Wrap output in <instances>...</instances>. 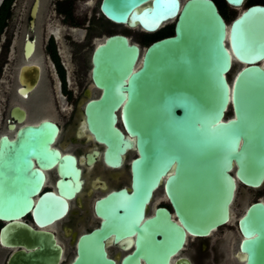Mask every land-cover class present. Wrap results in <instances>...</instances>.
<instances>
[{"label":"water","instance_id":"obj_1","mask_svg":"<svg viewBox=\"0 0 264 264\" xmlns=\"http://www.w3.org/2000/svg\"><path fill=\"white\" fill-rule=\"evenodd\" d=\"M225 1L238 8L230 23L214 0L100 1L114 22L154 32L174 18V26L144 50L126 34L111 33L92 52L101 93L85 104L87 127L105 144L109 165H119L129 150L136 155L130 190L95 201L102 219L77 236L66 264H170L189 236H207L232 218L239 184L264 185V4ZM234 59L239 68L229 79ZM57 132L54 121L43 119L18 128L12 139L0 136V219L6 221L0 242L15 248L7 264L62 262L64 248L46 226L67 212L81 178L74 155L51 145ZM54 164L58 192L43 190L34 199L42 168ZM162 181L174 217L165 206L146 215ZM29 211L36 226L21 219ZM236 223L235 264H264V200L250 201ZM111 235L131 249L119 262L106 247Z\"/></svg>","mask_w":264,"mask_h":264},{"label":"flooded vegetation","instance_id":"obj_2","mask_svg":"<svg viewBox=\"0 0 264 264\" xmlns=\"http://www.w3.org/2000/svg\"><path fill=\"white\" fill-rule=\"evenodd\" d=\"M100 1L96 7L95 0H0V136L6 134L12 139L18 128L26 124L52 120L58 132L51 145L61 154L74 155L80 168L81 185L73 196L67 197V212L46 226L63 248L62 240L75 243L81 232L99 225L102 217L94 209L97 199L112 190H130V161L136 155L129 158L127 166L130 150L122 155L119 165H109L103 158L105 144L96 140L85 121L86 102L101 93L92 77L95 46L111 33H123L130 38L125 31L127 25L109 19L100 9ZM214 1L229 23L238 8L233 7L235 13L228 21L222 2L229 4L225 0H219L221 5ZM253 3L264 4V0H244L242 7ZM118 126L124 130L120 119ZM33 160L38 167L34 157ZM42 169L45 178L34 199L43 190L58 192L61 175L56 164ZM156 206L167 207L174 217L163 181L154 190L146 215L152 214ZM21 219L36 226L31 211ZM5 222L0 219V228ZM190 237L196 240L188 246ZM110 246L117 251L112 253ZM106 247L118 262L131 250L113 242L112 235L106 240ZM14 249L0 242V264H7ZM185 258L191 264H229L232 257L224 238L211 233L189 236L170 264Z\"/></svg>","mask_w":264,"mask_h":264},{"label":"rangeland","instance_id":"obj_3","mask_svg":"<svg viewBox=\"0 0 264 264\" xmlns=\"http://www.w3.org/2000/svg\"><path fill=\"white\" fill-rule=\"evenodd\" d=\"M98 1L99 0H95V2H94L96 7L98 4ZM222 6H223V9L225 10V12L228 16V21H229L233 17V15L235 13V9H233V6L226 5L223 2H222ZM173 21H174V18L168 20L163 26L170 24V23H173ZM125 31L130 35V38L132 40L139 43L141 50H144L146 45L149 43V41H146L144 39V33H147V32L142 30L138 26L137 27L126 26ZM91 48L92 47H90L89 50H91ZM238 68H239L238 62H234L232 69L229 73L230 77H232L234 75V73L236 72V70ZM0 113H1V109H0ZM228 113H230V111ZM58 118H60V117H58ZM134 153H135L134 150H130L128 152L127 157H126V166L128 165L129 158ZM127 182H128V179H127ZM257 198L264 200V185H262L261 187H258V188H250V187L243 186L242 184H239L237 187L235 199H234L233 204H232V218L227 223L218 227L213 232V236H215V237L221 236L222 238H224L225 243L228 247L229 256L232 257L231 263H229V264H235L236 263L235 258H233V252L237 249L238 240H239V234H238L237 223H236L237 216L244 210V208L246 207V205L250 201L255 200ZM96 221L97 220H95V222ZM194 240H196V238L190 237L188 246L190 245V243L192 241L194 242ZM61 242L65 248L63 261L61 262V264H66L67 261L70 259V257L74 254L75 247H74L73 242L70 243L67 240H62ZM110 249H111L112 253H115L117 251V248L115 246H110Z\"/></svg>","mask_w":264,"mask_h":264},{"label":"trees","instance_id":"obj_4","mask_svg":"<svg viewBox=\"0 0 264 264\" xmlns=\"http://www.w3.org/2000/svg\"><path fill=\"white\" fill-rule=\"evenodd\" d=\"M219 3L221 5L220 1H219ZM173 26H174V23H170V24H167V25H165L163 27H160L159 29H157L156 31H154L152 33H144V39L146 41L150 42L151 40L156 39L158 37H161V36H164V35H168V34H172Z\"/></svg>","mask_w":264,"mask_h":264},{"label":"bare ground","instance_id":"obj_5","mask_svg":"<svg viewBox=\"0 0 264 264\" xmlns=\"http://www.w3.org/2000/svg\"><path fill=\"white\" fill-rule=\"evenodd\" d=\"M230 23V22H229ZM131 27H137V25H134V26H131ZM234 62H237V60L236 59H234L233 60Z\"/></svg>","mask_w":264,"mask_h":264}]
</instances>
